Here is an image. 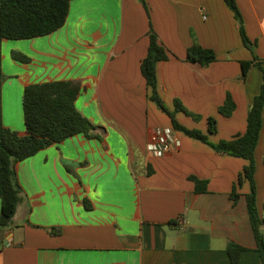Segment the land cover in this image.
Here are the masks:
<instances>
[{
  "label": "crops",
  "instance_id": "1",
  "mask_svg": "<svg viewBox=\"0 0 264 264\" xmlns=\"http://www.w3.org/2000/svg\"><path fill=\"white\" fill-rule=\"evenodd\" d=\"M141 1L75 0L66 25L51 35L8 48L10 40L0 36V137L3 127L25 134L27 85L71 80L86 87L77 107L104 138L79 134L18 163L25 196L12 224L0 228V264H232L230 241L248 249L240 264H261L246 203L249 182L236 203L231 197L248 161L176 131L151 100L141 64L152 24L172 53L157 65L159 96L170 111L179 100L199 115L176 112L183 126L214 143L246 131L263 73L253 66L242 78L241 62L253 55L225 0H145L149 14ZM237 3L264 68V0ZM195 40L217 60L207 67L189 62ZM14 50L31 62L9 59ZM228 94L236 103L231 117L219 112ZM210 117L215 134L208 131ZM159 127L173 128L181 147L156 157L147 145ZM255 161L262 210L264 113ZM190 177L207 181V191L196 192Z\"/></svg>",
  "mask_w": 264,
  "mask_h": 264
},
{
  "label": "trees",
  "instance_id": "2",
  "mask_svg": "<svg viewBox=\"0 0 264 264\" xmlns=\"http://www.w3.org/2000/svg\"><path fill=\"white\" fill-rule=\"evenodd\" d=\"M75 0H0V36L10 41L31 40L57 32L64 27L70 15L72 2ZM148 14L145 0L141 1ZM234 13L244 45L252 52L253 59L242 61L243 79L253 66L263 73L260 93L255 97L248 111L246 131L231 139L211 142L208 135L198 129L183 126L176 118V112L182 111L195 120L200 116L188 112L179 100L175 101V111H170L164 105L158 94L157 65L168 60L172 53L159 41V36L151 24L149 31V49L142 60L141 70L151 90V100L165 111L172 120L173 128L191 138L198 139L216 152L243 158L248 161L244 171L234 186L231 197L236 203L240 194L238 189L246 180L250 184V192L246 195L247 209L252 232L256 241V251L260 254L261 264H264V206L258 207V185L256 182L255 154L263 126L264 113V68L262 60L257 55V43L252 41L246 32L242 12L237 0H225ZM12 58L22 63H30L31 58L19 51H12ZM187 60L207 67L217 60L214 50L200 45L196 40L188 50ZM86 90L78 81L57 80L43 83H32L25 87L22 104L24 112L25 134L3 127L0 137L1 174H2V208L0 213V228L12 224L16 211L22 202L25 192L17 174L18 163L36 155L42 150L59 144L68 138L83 134L88 139L104 141L99 131L102 127L94 124L77 107V100ZM236 110V103L231 94L227 95L219 112L225 117H231ZM209 133L217 132L215 118L208 119ZM196 185V192L207 191V181L190 177ZM51 234H58L59 228H50ZM248 249L230 241L227 253L232 264H240L242 253Z\"/></svg>",
  "mask_w": 264,
  "mask_h": 264
},
{
  "label": "built area",
  "instance_id": "3",
  "mask_svg": "<svg viewBox=\"0 0 264 264\" xmlns=\"http://www.w3.org/2000/svg\"><path fill=\"white\" fill-rule=\"evenodd\" d=\"M181 147V141L176 137L175 131L170 127H159L151 134L147 150L156 157L164 156ZM184 224V221L181 220ZM10 243V242H9Z\"/></svg>",
  "mask_w": 264,
  "mask_h": 264
},
{
  "label": "rangeland",
  "instance_id": "4",
  "mask_svg": "<svg viewBox=\"0 0 264 264\" xmlns=\"http://www.w3.org/2000/svg\"><path fill=\"white\" fill-rule=\"evenodd\" d=\"M7 42H9L10 44H7V45L5 44V46H3L4 48H8L9 45H10V47L15 45L14 41H7ZM7 42H5V43H7ZM8 56H9V59H11L12 56H10L9 54H8ZM3 61H4V58H3ZM18 62H20V61H18Z\"/></svg>",
  "mask_w": 264,
  "mask_h": 264
}]
</instances>
